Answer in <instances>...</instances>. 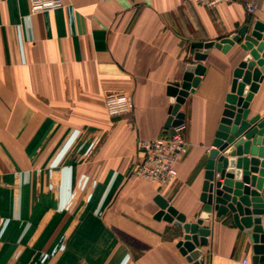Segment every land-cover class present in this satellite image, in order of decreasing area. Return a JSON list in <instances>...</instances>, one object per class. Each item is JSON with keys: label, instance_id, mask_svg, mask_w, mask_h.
Returning a JSON list of instances; mask_svg holds the SVG:
<instances>
[{"label": "crops", "instance_id": "1", "mask_svg": "<svg viewBox=\"0 0 264 264\" xmlns=\"http://www.w3.org/2000/svg\"><path fill=\"white\" fill-rule=\"evenodd\" d=\"M63 1L32 13L30 0H0V264H188L177 246L185 232L155 218L156 199L187 223L200 218L208 154L249 56L244 41L227 52L193 44L264 23V0L212 9L190 0ZM198 64L205 74L180 109L187 150L177 181L161 188L132 177L138 142L170 135L169 87ZM250 111L264 117V79ZM203 227L212 230L204 264H252L253 243L230 213Z\"/></svg>", "mask_w": 264, "mask_h": 264}, {"label": "water", "instance_id": "2", "mask_svg": "<svg viewBox=\"0 0 264 264\" xmlns=\"http://www.w3.org/2000/svg\"><path fill=\"white\" fill-rule=\"evenodd\" d=\"M250 32V34H249ZM249 52L234 72L231 92L226 97L225 110L215 134L213 149L205 165V181L201 201L203 213L195 223H187L167 200L158 196L160 211L157 220H164L183 228L184 240L178 243L188 264H203L201 248L209 244L211 228L204 221L220 218L229 213L235 225L253 243L252 264H264V117L249 118L250 104L264 79V23L255 21L244 25L236 36L221 41L194 43L193 48H212L229 51L235 43ZM207 54L198 52L195 60L205 61ZM206 68L202 64L190 65L180 86L169 87L171 96L170 117L166 128L181 125L184 113L180 112L190 93L201 81ZM251 154L252 157H245Z\"/></svg>", "mask_w": 264, "mask_h": 264}, {"label": "built area", "instance_id": "3", "mask_svg": "<svg viewBox=\"0 0 264 264\" xmlns=\"http://www.w3.org/2000/svg\"><path fill=\"white\" fill-rule=\"evenodd\" d=\"M195 5L216 8L222 4L237 3L242 0H190ZM64 7L63 0H30L32 13H43ZM248 13L253 14L256 8L246 4ZM170 115V114H169ZM185 125L182 123L172 127L170 135L153 141H139L138 149L143 154L142 161L133 169L131 176L144 179L161 188L172 186L178 178L177 165L187 150L184 135ZM264 229V217H263ZM243 262L248 264V260ZM204 264V262H203Z\"/></svg>", "mask_w": 264, "mask_h": 264}]
</instances>
